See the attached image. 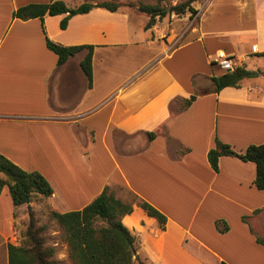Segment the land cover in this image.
Segmentation results:
<instances>
[{
    "label": "crops",
    "instance_id": "1",
    "mask_svg": "<svg viewBox=\"0 0 264 264\" xmlns=\"http://www.w3.org/2000/svg\"><path fill=\"white\" fill-rule=\"evenodd\" d=\"M49 1L0 0V153L52 187L28 204L41 198L51 212L80 210L108 187L122 201V192L133 196L121 220L145 264H264V189L254 185V163L224 155L214 170L207 157L216 138L239 153L264 143V0L196 1L194 22L189 13L175 19L179 32L163 19L145 29L149 17L130 6L163 0H113L116 11L93 8L64 29L65 14L13 16ZM136 14L144 22L128 36ZM45 36L93 46L90 88L84 51L58 65ZM219 52L257 74L216 91ZM139 200L165 215L163 229ZM26 211L4 186L0 264H8Z\"/></svg>",
    "mask_w": 264,
    "mask_h": 264
},
{
    "label": "trees",
    "instance_id": "2",
    "mask_svg": "<svg viewBox=\"0 0 264 264\" xmlns=\"http://www.w3.org/2000/svg\"><path fill=\"white\" fill-rule=\"evenodd\" d=\"M198 0H185L171 6L139 3L137 10L149 17L145 29L152 28L157 20L175 15L184 16L187 12L196 13L193 3ZM116 11L120 4L113 0H78L74 6H68L61 0L46 3H30L18 7L13 16L22 20L30 18L43 19L45 15L65 14L60 22L66 28L70 17L88 13L93 8ZM46 46L57 55V64H64L69 57L84 51L80 67L86 78L87 87L92 86V45L66 46L45 36ZM264 56V52L260 53ZM257 72L238 66L231 71H221L212 76L215 90L228 86H238L245 78L253 77ZM192 96L187 103H189ZM153 138V133H148ZM234 156L246 162L254 163L256 175L254 185L258 190L264 189V143L249 145L243 152L233 150L216 138L215 145L208 151L207 157L211 167L218 169L220 156ZM0 193L8 187L14 206L27 204L28 224L23 232L24 241L8 244V264H55L54 248L45 246L42 236L44 226H37L32 207L28 204L33 194L49 196L52 187L38 171L24 170L0 153ZM132 202L117 198L108 187L80 210L63 213L52 212L60 227L66 234L69 258L73 264H145L135 254V236L123 224L122 217L132 211ZM138 205L149 217L156 219L161 229L165 227L166 217L150 203L139 200Z\"/></svg>",
    "mask_w": 264,
    "mask_h": 264
},
{
    "label": "rangeland",
    "instance_id": "3",
    "mask_svg": "<svg viewBox=\"0 0 264 264\" xmlns=\"http://www.w3.org/2000/svg\"><path fill=\"white\" fill-rule=\"evenodd\" d=\"M182 1H185V0H182ZM182 1H179V2H182ZM200 1L202 3L204 0H200ZM179 2H177V3H179ZM155 4H160L161 6H171L172 5L170 0H163L161 3L158 1ZM130 6L135 7V9L137 10V6H134L132 4ZM199 7L202 9L203 4ZM187 13H189V16H190L189 21L194 22V19L196 17L195 13L192 15H190L191 14L190 12H187ZM177 18H179V17H177L175 15H171V18L165 17L163 19V22L165 24H168V23L174 21L173 24L175 26H178L176 24L177 22L175 20ZM144 19H145V15H143V14L131 15V20H129L127 22L128 36H134V31H136L138 29V26H141L143 24ZM178 27H179L178 29H175V32H179L180 30H182V24ZM138 33H140L139 29H138ZM126 50L128 51V49H126ZM153 50L154 49L152 48L148 52L147 49H144L143 57L146 58L147 56H151L153 54ZM126 55H128V53H126ZM259 57H260V62H261L260 66H263L264 56L259 55ZM128 66H130V65H128ZM250 68H253V65H250ZM120 195L124 196V198L126 199V201H124V202H129L133 198V196L131 194H125L124 192H122ZM40 199L35 200V203L33 204L32 209L34 212V217L37 221V226H44L45 227L44 230L42 231V236H43L44 241H45V246L54 248L53 260H54L55 264H73L72 260L69 258L68 245H67L66 234H65L64 230L60 227L57 220L52 216V212L46 207L45 202H43L42 199L41 200ZM27 221L28 220H26V222H24L23 224L20 225L21 230L18 233L17 240H16L15 244H19V243H22L24 241L23 240L24 239L23 232L25 231V229L27 227V224H28ZM134 264H139V262L137 261Z\"/></svg>",
    "mask_w": 264,
    "mask_h": 264
},
{
    "label": "built area",
    "instance_id": "4",
    "mask_svg": "<svg viewBox=\"0 0 264 264\" xmlns=\"http://www.w3.org/2000/svg\"><path fill=\"white\" fill-rule=\"evenodd\" d=\"M215 65L221 71H231L235 68V60L234 58L219 52L215 58ZM225 264V263H220Z\"/></svg>",
    "mask_w": 264,
    "mask_h": 264
}]
</instances>
